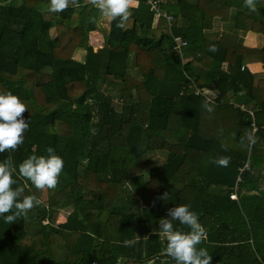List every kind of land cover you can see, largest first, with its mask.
<instances>
[{
  "label": "trees",
  "instance_id": "obj_1",
  "mask_svg": "<svg viewBox=\"0 0 264 264\" xmlns=\"http://www.w3.org/2000/svg\"><path fill=\"white\" fill-rule=\"evenodd\" d=\"M134 1L118 28L89 0L61 13L50 0H0V92L26 104L29 123L0 162L11 157L13 189L40 201L14 223L0 217V264H176L153 232L181 204L206 229L198 247L211 264L264 263V45L241 36L264 34V0L255 12L244 0H156L159 16ZM48 147L64 168L55 189L38 190L18 166ZM222 156L228 167L210 162Z\"/></svg>",
  "mask_w": 264,
  "mask_h": 264
},
{
  "label": "clouds",
  "instance_id": "obj_2",
  "mask_svg": "<svg viewBox=\"0 0 264 264\" xmlns=\"http://www.w3.org/2000/svg\"><path fill=\"white\" fill-rule=\"evenodd\" d=\"M89 3L108 21L118 20L116 26L123 28L132 15L134 0H89ZM244 4L251 11H257L256 0H244ZM76 5L77 0H50L46 11L61 13ZM203 106L209 112L213 110L207 103ZM26 113L27 106L19 97L10 91L0 92V153L6 150L16 151L23 144L24 133L29 128V123L25 119ZM251 140L252 143L255 142L254 138ZM241 143L243 144V140ZM46 152L47 156L30 155L18 166L19 175L30 181L38 190L55 189L64 168L63 159L53 154L52 147H48ZM230 160V157L222 156L210 162L220 167H228ZM16 172L17 167L14 166L11 157L0 162V217H3L6 224L26 218L29 211L40 204L35 195L24 196L22 188L13 189L12 186L17 182L13 178ZM158 199L167 200L168 192L163 193ZM174 221H178L189 231L184 232L175 228ZM153 234H161L166 238L164 253L174 259L176 264H211V254L206 248L198 247L207 239L206 229L189 205L181 204L167 209L165 217L159 220L158 230H154ZM124 243L131 246L135 241L126 240Z\"/></svg>",
  "mask_w": 264,
  "mask_h": 264
},
{
  "label": "crops",
  "instance_id": "obj_3",
  "mask_svg": "<svg viewBox=\"0 0 264 264\" xmlns=\"http://www.w3.org/2000/svg\"><path fill=\"white\" fill-rule=\"evenodd\" d=\"M133 6H136V1H134ZM241 36L243 40V45L246 47L259 48L264 45V34H258V33H253V32L248 31V32H245V34H242ZM246 67L253 73H260L263 70V65L260 62L249 63L246 65ZM203 93L204 95H206V97H211V98L213 97L212 92L208 93V91L207 92L205 91ZM261 174L263 175L262 176L263 178H262L260 187L264 188V164H263V169L261 170Z\"/></svg>",
  "mask_w": 264,
  "mask_h": 264
},
{
  "label": "built area",
  "instance_id": "obj_4",
  "mask_svg": "<svg viewBox=\"0 0 264 264\" xmlns=\"http://www.w3.org/2000/svg\"><path fill=\"white\" fill-rule=\"evenodd\" d=\"M147 2H148V4H149V6H150V10H152V11H154L155 13H157V15L159 16L160 14H161V12H160V10H159V8H158V5H157V1L156 0H147ZM163 16H165V18L170 22L171 21V19H172V16L170 15V14H168V13H164V14H162ZM179 40V39H178ZM180 44L181 45H184L185 44V42L184 41H180ZM243 66L241 67V70H243ZM201 92V93H200ZM195 93L196 94H203L204 95V93L202 92V91H199V89H196L195 90ZM206 100L207 101H211L212 100V98L211 97H206ZM248 113H249V115H251V116H253V111H248ZM252 125V134H251V136H249L248 137V143H249V145L251 146V144H252V140H251V138H254V132L256 131V127L254 126V124L252 123L251 124ZM250 169V165H249V162L248 161H246V163H244V165L242 166V167H239L238 168V173H237V175H236V183H235V187L237 186V184H238V182H240L241 181V179H242V175H243V173H244V171H246V170H249ZM231 198H236V193L234 192V194H232L231 195ZM262 264H264V263H262Z\"/></svg>",
  "mask_w": 264,
  "mask_h": 264
},
{
  "label": "rangeland",
  "instance_id": "obj_5",
  "mask_svg": "<svg viewBox=\"0 0 264 264\" xmlns=\"http://www.w3.org/2000/svg\"><path fill=\"white\" fill-rule=\"evenodd\" d=\"M99 25L101 26V24H99ZM92 36H95L96 38H99L100 37V33H98L97 31H93L92 32ZM99 43L100 42H98L97 44H94V45L97 46V45H99ZM82 57H83V52L82 51H76L75 52L74 58L80 60V59H82ZM138 181L136 182V184H133L134 188H140L141 187V185H140V183ZM142 203L144 204L143 199H142ZM68 212H69V210H66V209L58 210L57 221L56 222H63L65 220V216L67 215Z\"/></svg>",
  "mask_w": 264,
  "mask_h": 264
}]
</instances>
